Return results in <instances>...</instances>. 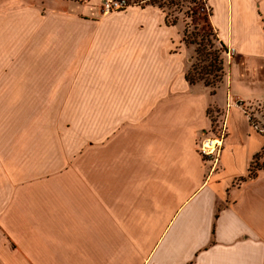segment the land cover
I'll use <instances>...</instances> for the list:
<instances>
[{"label": "crops", "instance_id": "1", "mask_svg": "<svg viewBox=\"0 0 264 264\" xmlns=\"http://www.w3.org/2000/svg\"><path fill=\"white\" fill-rule=\"evenodd\" d=\"M64 2L0 0V264H264V167L238 178L264 147V0H220L218 27L210 5L234 54L213 95L158 8Z\"/></svg>", "mask_w": 264, "mask_h": 264}, {"label": "rangeland", "instance_id": "2", "mask_svg": "<svg viewBox=\"0 0 264 264\" xmlns=\"http://www.w3.org/2000/svg\"><path fill=\"white\" fill-rule=\"evenodd\" d=\"M108 0H67L64 2V8L68 13H76L79 18H87L99 20V22L109 23L108 15H115L117 12L123 11L130 7H155L167 14L170 21H175L179 28L180 42L187 52V66L185 73H189L195 79L194 85L207 87L211 94H215L217 89L223 85L228 78V67L234 54L230 48L221 42L217 32L211 24L210 6L207 0H177L175 4H171L169 0H127L126 7L121 9L104 12L103 6ZM153 2L154 5L150 4ZM176 2V0H175ZM211 7L215 13V26L222 25V12L220 0H209ZM157 5H161L159 8ZM68 6V9H67ZM111 17V16H110ZM104 19V20H103ZM63 22V21H62ZM74 22V21H72ZM92 22V21H84ZM150 23H153L151 21ZM213 90V91H212ZM242 104H244L242 102ZM246 107V106H245ZM247 112L254 122L261 124L264 121V105L254 104L247 107ZM213 107L207 109V113L211 119L209 132L204 136H213L220 130L222 119L220 115L215 116ZM262 125V124H261ZM262 128H259V130ZM202 141L197 140V152ZM200 154V153H199ZM264 156V149L253 158L249 164L253 168L258 166L264 167V163H260V158ZM217 163V161H216ZM215 163V165H216ZM244 177V176H241ZM239 178V182L241 181Z\"/></svg>", "mask_w": 264, "mask_h": 264}, {"label": "built area", "instance_id": "3", "mask_svg": "<svg viewBox=\"0 0 264 264\" xmlns=\"http://www.w3.org/2000/svg\"><path fill=\"white\" fill-rule=\"evenodd\" d=\"M126 5L127 0H108L103 6V11L110 12L111 10L126 7ZM230 51L233 53L232 48H230ZM224 134L225 128L224 125H221L217 134L202 138L198 150L204 159L211 160L213 164L216 163L223 143Z\"/></svg>", "mask_w": 264, "mask_h": 264}, {"label": "trees", "instance_id": "4", "mask_svg": "<svg viewBox=\"0 0 264 264\" xmlns=\"http://www.w3.org/2000/svg\"><path fill=\"white\" fill-rule=\"evenodd\" d=\"M152 1H154L155 2V0H152ZM169 2L171 3V4H175V3H177L178 1L176 0V2H175V0H169ZM150 4H152V5H154V3L153 2H150ZM159 8L161 7V5L159 6V5H157ZM210 6V5H209ZM210 16H211V14H212V12H211V8H210ZM164 21H165V23L167 24V25H175L176 24V22L175 21H170L169 19H168V17H167V14H165L164 15ZM220 40V39H219ZM221 41V40H220ZM222 42V41H221ZM185 78H186V80H187V82L189 83V84H194L195 83V79L192 77V76H190L189 75V73L187 72V73H185ZM207 84L208 83H205L204 85L205 86H207ZM213 91V90H212ZM262 149H264V147L262 148ZM257 154H255V156H256ZM254 156V157H255ZM251 168H249L248 169V173H247V175L246 176H244V177H241L240 179H241V181H243V180H246V179H248V178H252L255 174H256V171H257V169H260V168H262V166H258L257 168H253L252 166H250Z\"/></svg>", "mask_w": 264, "mask_h": 264}]
</instances>
